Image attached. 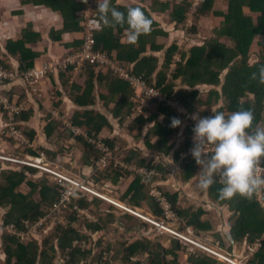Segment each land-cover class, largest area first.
I'll return each instance as SVG.
<instances>
[{
    "label": "trees",
    "instance_id": "obj_1",
    "mask_svg": "<svg viewBox=\"0 0 264 264\" xmlns=\"http://www.w3.org/2000/svg\"><path fill=\"white\" fill-rule=\"evenodd\" d=\"M21 1L23 4L45 6L61 15L62 28L52 29L49 33L53 41H60L64 34L79 33L82 35L86 31L83 13L88 9L89 2L85 4L82 0ZM221 1L228 5L227 10L220 6ZM110 3L121 11H126L125 5L128 4L140 5L153 21L151 31L141 34L135 43L125 44L121 40L123 36H126L127 25L96 28L94 31L96 50L105 53L125 67L131 75L140 77L148 86L161 90L169 98L184 104L191 111L198 112L202 116L212 114L209 109L200 107L202 102L199 100L200 89L198 87L207 86L211 87L210 92L215 97V104H218L222 98L224 100V104L219 105L216 110L228 113L240 107L250 108L253 112V125L264 127V83L251 77V73L257 71L259 65L264 64V0H206L195 14L192 28L189 27L192 7L190 0H179V2L176 0L173 3L161 0L137 2L125 0L117 3V0H110ZM95 6L92 16L99 23ZM246 9L258 14L255 21L246 14ZM168 11L172 12L169 18L170 23H175L177 29L188 28V31L194 34L200 33L198 24L206 17L216 18L221 22L214 28V36L204 39L202 44H193L186 50L180 49L175 42L167 47L165 41L161 40L172 38L173 32L162 27L161 21L157 20L154 15ZM257 37H263L262 41H258L260 51L257 55L259 58L250 64L252 55L249 49ZM41 39L40 34L27 27L19 40L8 42L6 47L8 53L18 58L20 71L30 70L34 60L40 54L27 48L26 45L37 43ZM82 46L83 40L77 39L67 45L69 49L67 53L79 51ZM161 52L165 54L162 56L157 54ZM177 54L181 55V59L177 62V68L172 71L173 60ZM7 61L8 59L0 58V64L11 69L12 65L10 61ZM73 70L70 67L61 72L59 78L63 92L58 91V94L66 93L70 101L75 104L76 109L71 116V123L75 127H80L81 132L78 133L65 127L64 122L61 124L60 120L51 118L45 125L44 132L47 137L55 139L58 150L41 147L51 158H56L58 152L69 153L77 146L82 150L80 163L97 169L98 175L93 177L94 182L106 180L119 182L120 178L125 175V170H121L119 164H114L116 160L114 156L116 158L120 155L122 161L140 167L121 195L122 201L136 207H143L146 203L155 215L164 218L165 213L160 201L150 193L151 184L159 181V188L185 220L183 229H186L188 225H193L198 233L203 231L213 233L211 231L214 227L212 222L203 219L204 214L208 212L204 207H183L179 202V191H174L168 188L167 184L161 183L164 180L159 179L160 175L157 177L156 171H166L167 167L162 162H157L155 158L149 160L142 154L140 146L129 148L126 151L122 150L121 153L115 147L121 141L118 133L115 132L116 127H126L129 132L138 130L136 137H141L145 130L144 146L153 152L155 157L167 154L173 158L174 162L179 161L182 152L188 150L193 144L191 121L187 120L189 125L185 129L186 140L180 142L181 123L185 116L179 114L168 102L155 99L142 105L140 101H135L138 89L134 88L131 82L123 80L112 69L99 68L92 64H86L79 73L80 78H84L83 83L75 81L69 84ZM170 71L173 74L171 81L168 79ZM177 81H181L184 85V88L179 91H177ZM13 96L9 94V99L12 101ZM25 97H27L26 94H23L20 99ZM99 100L106 108L105 111L97 109ZM210 102L212 101H208L207 104ZM111 104L113 106H110ZM138 105L141 107L139 108ZM32 114L33 109H22L16 114L14 121V124L31 140L35 138L36 131L34 127L27 126L26 123ZM162 115L163 118H161ZM173 117L181 121L174 127L171 126ZM112 119L115 121L113 122ZM106 127L109 128V133H104ZM155 138L157 141H154ZM102 142L111 148L114 154L107 159L105 167L97 163L103 155L101 148L98 147ZM22 151L37 153L32 148H24ZM180 163L183 166L186 180H191L199 171V165L192 156ZM261 164L264 165V162ZM3 165H0L2 174L0 208L7 209V211L2 217V226L12 224L17 231L29 232L31 225L39 222L48 214L49 208L57 205L59 208L53 207L55 210L53 219L59 215H64V218L68 219L66 226L59 224L53 232L54 235L45 238L41 244L38 240L23 242L20 236L5 231L2 235L5 264H61L55 261L58 253L65 256L64 264H113L118 261L120 264H180L179 258L182 254L189 253L187 245H184L178 238L173 237L171 243L167 244L162 240L163 235L151 238L149 234H146L131 242L125 240L114 242V245L109 243L110 241L106 243L100 239L98 245L106 243L105 250L107 252L113 250L114 254L111 258L109 254L104 258V251L95 254L93 247L85 249L82 243L91 240L96 232L110 231L111 226H115L116 231L122 228L126 231L137 230L136 224L142 218L114 206L104 208L101 205L102 198L96 195L90 197L89 192L82 189L71 194L64 204L61 202L62 183L49 182L46 177L39 181L29 180L27 178L29 174L35 175L39 171L32 166ZM152 171L155 175L149 178ZM146 176L149 179H145ZM23 182L30 186V190L25 193L19 189ZM220 187L221 184L214 181L208 187V192L216 204L222 207L228 206L233 212L231 238L247 247L259 243L258 250L249 254L247 264H264V189L254 193L251 198L236 195L230 199H219L217 189ZM35 193L39 195L37 200ZM84 208L91 210L97 219L92 221L85 216L79 218L77 211ZM146 223H144V229L148 227ZM77 226L84 227L86 231L78 229ZM217 236L218 239L221 238L222 246L225 247L226 241L218 233ZM248 250L250 252V249ZM142 256H146L147 260H142ZM217 262V259L201 249L189 253V264H217Z\"/></svg>",
    "mask_w": 264,
    "mask_h": 264
},
{
    "label": "rangeland",
    "instance_id": "obj_2",
    "mask_svg": "<svg viewBox=\"0 0 264 264\" xmlns=\"http://www.w3.org/2000/svg\"><path fill=\"white\" fill-rule=\"evenodd\" d=\"M163 2H171L173 3L176 0H161ZM179 2V0H178ZM222 2V1H221ZM95 6V4H94ZM172 6V4H171ZM220 6L223 7V9L228 8V5L225 2H222L220 4ZM92 7V12H93V5L90 4L89 8ZM246 14L251 16L254 21L257 19L258 14H255L253 12H250L248 9L245 10ZM172 12L168 11L167 13H164L163 16L158 17V20L161 21V26L164 27L165 29H169L168 31H172L173 32V36L172 38H168V39H163L161 41H165V44L167 47H170L172 45V43H177V45L180 47V49H188L190 48L193 44H202L203 40L206 38H212L214 36V28L216 26H218L221 22V20L216 19V21H206L205 19L201 20L200 23L198 24L199 29H200V33L199 34H194L188 31V28L186 29H177L176 28V24L175 23H170L169 22V18H170V14ZM163 17V18H162ZM194 17L189 18V22H190V28H192L193 23H194ZM82 35H80L79 37L81 38ZM79 38V39H80ZM82 39V38H81ZM262 38H255V40L253 41V43L250 46L249 49V53L252 55L251 56V60H250V64L253 63L254 61H256L259 58L258 51H260V45H258V41H262ZM226 41V40H223ZM168 49V48H167ZM8 53V50H7ZM158 55H164L161 53H157ZM7 55V54H6ZM5 54H3V57L0 55L1 58H3V60L8 59L9 60V56L7 57ZM12 57V56H11ZM14 58V57H12ZM16 58V57H15ZM18 60V58H16ZM181 59V55L177 54L174 57L173 60V64H172V71L175 70L177 68V62L180 61ZM52 62V61H51ZM54 63V62H52ZM43 67L40 66V69ZM36 68V67H35ZM9 72H13V74L15 75L14 79L11 80H7L4 81L3 83H0V96L4 95L5 97L9 98V94H13L15 95L16 92L14 91L16 88H14V86H12L15 83H23L24 85H26L29 90L31 91V87L28 86V84L26 83V81L22 78L21 74L24 73L25 71H13L12 69H9ZM172 71H170L169 75H168V79L169 81H171V78L173 76ZM51 72L52 71H48L44 76H42V79H40L37 82V85L43 81H47L50 82L51 79ZM71 74V73H70ZM68 74V76L70 75ZM224 77V76H223ZM40 78V77H38ZM38 80V79H37ZM75 81H80L81 83H83L84 78H80V74L79 73H72L70 80H69V84H72ZM177 91L181 90L182 88H184V85L182 84L181 81H177ZM42 84V83H41ZM61 87V86H60ZM42 89L38 90L40 91V96L38 97L40 99L44 100V103L48 105V111L46 110H39L37 111V117H34V119H32V121L36 122L37 118H42L40 121L44 122L47 121V118L49 119H53V118H57V120L61 121V124L65 121H71V116L74 113V103L72 101H68L70 100L67 97V100L65 101L64 98L63 100L61 99L62 97H57L56 91H54L53 89H51V92L49 90H47L46 87L43 88V84L41 86ZM63 89V88H62ZM97 89H99V87L97 86ZM198 89H200V95H199V100H201V104L200 107L201 109H209L211 110H216V108L221 105L224 104V100L222 98V100L218 103L215 104V97L211 95V87H207V86H199ZM221 90V89H219ZM34 93V92H33ZM59 96V95H58ZM13 101L10 100L12 103H17V104H21L23 106V109H29L31 107V101L28 97L23 98L22 100L20 99L19 102H17L18 100H15L14 96H13ZM168 101H172L174 102V99L169 98ZM208 101H212L210 102V104H207ZM102 101L99 100V103L97 104V109H101L102 111H105L106 108L102 105ZM20 105V106H21ZM61 105L64 107L65 111L60 108ZM174 109L177 110V112L179 114H181L183 116V112H179L178 108L172 104H170ZM74 106V107H73ZM110 106H113V104H111ZM76 108V107H75ZM0 109L1 114L3 116V119L6 120V127H3L2 130H0V151L4 150L5 152H7L5 150V145L6 143H8V137H7V133L10 131L9 127H7L8 122H11L9 120V118H7L6 116V110L3 107V104L0 103ZM46 118H45V117ZM49 116V117H48ZM164 116L162 115L161 118H163ZM113 122L115 121L114 119H112ZM188 119L185 117L182 120V127L180 130V135H179V141L183 142L184 140H186L187 138V134L185 133V129L187 127L188 124ZM118 132V137L121 139V141L118 142V144L115 146L117 151H120V153L123 151L128 150L129 148H139L138 146H140L142 148L143 151V155L147 156V158L149 160H151L152 158H155L157 162H162L164 164V166L167 167L165 172H160L159 170H157V177L159 176V179H163L161 183L167 184L168 188H171L172 190L176 191L179 190V202L181 203V205L183 207H190V206H195L196 208H201V207H207L209 206V200L206 199L207 197L209 199H211L209 192H208V188L201 190L198 185H197V181H198V177H199V172L196 173L195 177H193L191 180H186L184 178V173H183V166L180 162H184L186 161V159H183V153L181 154V158L179 161H175L173 160V158L170 155L167 154H161L159 157H155V154H153V152H151L148 148H146L144 146V141H143V136L145 134V130H143L142 136L141 137H136V134L138 133V130H133L131 132H129L127 130L126 127H116L115 128V132ZM23 133V131H21ZM104 133H109V129L106 130ZM24 134V133H23ZM25 135V134H24ZM26 139H24L21 142H17V146H11L12 148V152L11 153H15L13 154H7L6 155H10L14 158H22L25 156V153L22 151V149H29V148H35L34 150H41L40 152H42L44 154V156L42 157V163L46 166H49L51 169L58 171L59 173H62L64 175H67L73 179H77L78 181H81L83 183H85L86 185H88L89 187H91L92 189L103 193L104 196L106 198H110L112 199L113 202H122L124 203L125 206L130 207L134 210H138V212H142V214L144 215H148V217H159L157 215L154 214V212L152 211V209L150 207H148V205L145 203L143 207H136L133 205L128 204L127 202H124L120 199L121 195L124 193V191L126 190V188L129 186L130 182L134 179L136 172L139 171L140 167H136L134 165L128 164L124 161H122L121 156L119 155V157L114 156V154L112 156H114L115 160V165L119 164V168L121 170H125L124 174L119 182L114 183L111 180H106L103 182H94L93 177L98 175L97 169L95 170L94 167L92 168L93 173L91 174L92 177L87 178V176L84 174L83 170V166L82 165H78L76 166V163L74 162L71 166L72 167H68L67 164H69V161H63L60 162L58 160H55V158H51L50 155L41 147V144H37V145H33L32 141H30L28 139V137L25 135ZM117 138V137H116ZM118 139V138H117ZM11 141L14 142L13 139H11ZM154 141H157V138L154 139ZM16 143V142H15ZM121 147V148H120ZM119 148L121 150H119ZM23 154H19L18 151H20ZM15 151V152H14ZM17 151V152H16ZM100 151L103 153V151L100 149ZM26 152V151H25ZM5 154V153H2ZM40 154V153H39ZM46 159V160H45ZM2 163H5L4 160L0 159V165H2ZM66 163V164H65ZM101 167H105L106 164L102 161V160H98L97 162ZM5 164H12V163H5ZM104 164V165H103ZM128 165V166H127ZM67 168V169H66ZM1 169V168H0ZM142 169V168H141ZM69 170V171H68ZM65 172V173H64ZM70 173V174H69ZM73 174V175H72ZM123 174V173H122ZM150 176H153L151 174H149V178ZM43 177H46L49 182H60V178L57 177L54 174L51 173H47L46 171L43 170H39L37 172V174L33 175L32 173L29 174L27 176V178L29 180L32 181H39L41 180ZM164 177V178H162ZM147 176L145 177V179H149ZM2 182V174H1V170H0V183ZM62 184L67 185V182L61 181ZM93 186V187H92ZM152 188L150 190V193L152 194V190H154L155 187H159V181H155L154 183L151 184ZM98 190H97V189ZM20 191L25 193L27 191L30 190V186L26 183L23 182V184L19 187ZM85 190V189H84ZM88 192V191H87ZM36 200L39 198L38 193L34 194ZM90 197H93L94 194L89 193ZM109 196V197H108ZM103 199V198H102ZM119 200V201H118ZM111 200L108 199H103V202L101 203V205L104 208L110 207V206H114L116 208H118L119 210H123L126 212L127 209H125L124 207H121L119 205H116L112 202ZM62 202V201H61ZM66 202H64L65 204ZM211 203L213 205V208L209 207V209L211 211H208L206 214H204L203 219L204 220H210L215 228V230H219L220 228H222L224 230V232L222 233V237L223 239L226 241V247L224 249H220L217 250L219 252H222L223 254H226V256H228L229 254L227 252H229V248L232 247L234 251L239 252L238 254H235L232 252V255H235L233 258L234 260H236L238 262V264H247L248 260H249V256L251 255V253H253L254 251H257L258 248L260 247L259 243H255L256 247L254 249H252V252H249L248 249H250L251 247H247L245 244L242 243H238L237 240H231L230 236L228 235L227 229H229L230 227H232L233 224V212L230 210V208L227 206H223L224 209H220L218 208L219 204H217L218 206H216V202H214V200L211 199ZM56 208H59V205L57 206H53ZM51 207L49 208L48 214L46 216H44L43 218H41L39 220V222H37L36 224H34L33 226L31 225L30 227V231L29 232H25V231H18V233H22L23 237L20 238L23 242H29V241H34V240H38V243L41 244L42 241L51 236L54 235L53 232L56 229V227L60 224L63 226H66L68 224V219L64 218V215H59L58 217H54L53 219V214H55V210L54 208ZM175 209V208H174ZM7 211V209H3L2 207L0 208V264H5V255L3 252V238L2 235L3 233L6 231L5 226H2V217L4 215V213ZM78 216L81 217H86L89 218L90 220L94 221L96 220V216L94 215V213L89 210V209H79L78 211ZM131 213V212H129ZM133 214V213H131ZM164 219V218H162ZM147 222L146 224H148V227L146 229H144V223ZM166 223L173 229H175L177 232H182L185 233L184 230H181L184 228L185 226V220H183V218L180 216L178 217H171V220L166 221ZM43 227V228H41ZM79 227V226H77ZM183 227V228H182ZM188 227V226H187ZM227 227V229H226ZM149 228V230H147ZM189 228H194L195 227L193 225H189ZM78 229L82 230V231H86L84 227H79ZM136 229L134 231H126L124 228L116 231L115 230V226H111V230L108 232L105 231H99L96 232V234L93 235V238L91 240L84 241L82 243V246L86 249L89 247H93L94 248V253H100L101 251H104V258H106V255L109 254V257L111 258L114 254L113 250L110 252H107L106 249V243H112L114 245V242H121L123 240L125 241H133L136 240L139 237L145 236L146 234H149L151 238H157V237H161L162 235L164 236V238L162 237V240H164V242H167L166 240L168 238H170L171 236L163 234V232H166V229H163L161 226H157L152 224L151 222L148 223V221L142 219L140 222H138V224H136ZM115 230V231H114ZM169 232V231H167ZM166 232V233H167ZM205 233L207 234V232H202V234ZM219 234V233H218ZM226 234V236H225ZM218 237V236H217ZM206 238V241H208L209 245H218L217 240L214 241V239L212 238ZM102 239L104 242L102 245H98V241ZM201 240H203L201 238ZM171 240L168 241L167 244H170ZM104 249H103V248ZM253 248V247H252ZM103 249V250H101ZM255 253V252H254ZM250 254V255H249ZM187 255V254H186ZM185 254H182V256L179 258L180 259V264H189L188 263V257ZM146 256H142V260L146 259ZM219 261L225 263V259L223 258H218ZM147 260V259H146ZM55 261L61 264H64L65 262V256L62 255L61 253H58L55 257ZM228 264H231L229 261L226 262ZM113 264H120V261L118 262H114Z\"/></svg>",
    "mask_w": 264,
    "mask_h": 264
},
{
    "label": "clouds",
    "instance_id": "obj_3",
    "mask_svg": "<svg viewBox=\"0 0 264 264\" xmlns=\"http://www.w3.org/2000/svg\"><path fill=\"white\" fill-rule=\"evenodd\" d=\"M82 2L87 4L88 0H82ZM95 5L99 20L97 28L110 25H127L125 35L126 40L129 43H135L141 34H147L151 31L153 21L145 14L140 5H125L126 11H121L114 7L110 3V0H95ZM251 77L258 79L260 83H264V64L259 65L257 71L251 73ZM31 89L37 91V84L35 87H31ZM211 111L212 114L207 116H198L196 113L191 115V119L195 121V124L192 128L193 146L190 148V153L196 164L199 165L197 185L201 190H204L211 186L214 181L219 182L221 184V187L217 189L219 199H230L236 195L251 198L254 193L264 189V175L258 174L257 172L258 166L261 162H264V127L253 125V112L250 108L240 107L228 113L218 110ZM180 123L181 121L179 118L173 117L171 119V126L173 127L179 125ZM7 135L9 140L13 139V137L9 135V132ZM15 142L20 141L15 140ZM39 153L40 152L35 154L25 153V156L20 159H26L28 156H38L40 155ZM0 155L12 157L2 153H0ZM0 159L4 160L5 163L10 162L17 166H32L38 170H43L39 167L24 164L16 160L2 157H0ZM100 194L103 196L94 195L107 199L104 197L103 193ZM133 214L148 221V223L150 222L139 214ZM156 218L163 221L162 218ZM164 220L168 221L171 219L165 218ZM188 227L181 230H184L185 234L197 239L198 241L209 245L206 239L201 240V238L197 236L194 228L188 229ZM167 231V233L163 232V234L169 233V235L174 238H178L184 245H187L189 253H193V251H190L189 248L194 247V252L201 249L209 256H212L217 260H219L218 258H222L208 252V250L201 246L187 242L186 240L176 236L175 233L170 230ZM230 239L232 240V238ZM218 241L220 243H218ZM217 243V246H209L213 247L216 251L223 249L222 241L217 240ZM220 253L226 256V254H223L222 252ZM228 257L234 260L230 254ZM234 261L238 264L236 260ZM226 262L228 261L226 260L225 263Z\"/></svg>",
    "mask_w": 264,
    "mask_h": 264
},
{
    "label": "built area",
    "instance_id": "obj_4",
    "mask_svg": "<svg viewBox=\"0 0 264 264\" xmlns=\"http://www.w3.org/2000/svg\"><path fill=\"white\" fill-rule=\"evenodd\" d=\"M190 1L192 2V7L190 10V18H191V17L195 16L200 5L203 4L206 0H190ZM88 2L91 5L95 4V0H88ZM92 13H93L92 7L91 8L88 7V9L83 13V17L85 19L86 31L81 36V38L83 40L82 49L79 51H76L74 53H68L62 59L58 60L55 63L46 62L43 64V67L41 69H40V67L39 68L36 67V68L30 69L27 72L22 73L21 76L26 81L28 86L35 87L37 82L40 79H42V76H44L49 70L52 72H55L57 70H67L68 68L72 67L75 71L80 73L81 69L86 64H92V65L98 66L99 68L112 69L113 71L118 73V75L123 80L131 82L133 87L138 89L137 93H136V100L135 101H137V102L140 101L142 105L148 104L151 100H155V99H159L160 101L168 102V104H172V105L176 106L178 108L179 112H183V115L189 121H191V123L194 125L195 121L193 119H191V115L193 113H196L198 116H202V115H200L198 112L189 110L187 108V106H185L184 104H182L178 101H174V102L168 101L169 97L167 94L162 93L161 90H159V89H154L153 87L148 86L140 77H136V76L131 75L125 67H123L121 64L117 63L114 59L110 58L105 53L96 50V47H95L96 46V38H95L94 31L97 28V22L94 19V17L92 16ZM38 77H40V78H38ZM14 78H15V75L13 74V72H9V70L4 65L0 64V83H3L4 81L11 80ZM0 103L3 104V107L6 110V116L11 121V122H8V125H7L10 129L9 135L17 141H20V142L23 141L24 139H26L25 135L14 124L16 114L23 109V106L21 104H17L16 102L12 103L9 100V98L5 97L4 95L0 96ZM140 105H138L139 108L141 107ZM64 125L66 127H69L71 129L75 130L78 133L81 132V129L79 127H75L74 125H72L71 121L65 120ZM192 136H193V134H192ZM192 136H191V140L193 143ZM192 146H193V144H192ZM98 147L101 148V150L103 151V155L100 157L99 160H102L106 164L107 159L112 157L113 151L107 145H104L103 142L99 143ZM190 148L188 150H185L182 152L183 153V156H182L183 159H188L190 156H192L190 153ZM43 156H44V154L42 152H40V155H38V156H28L26 159H20V158L7 157V156L0 155V157H2V158L16 160V161L22 162L24 164L39 167V168H41L47 172H51L60 178V184H61V181L67 182L68 183L67 185L61 184L63 186V188H61V191H62L61 201L62 202H65V200L70 198L71 194L75 193L76 191H78L80 189H85L86 191L91 192L93 194L103 196L98 191L92 189L91 187H89L85 183L78 181L77 179H73L67 175L62 174V173H59L58 171L51 169L49 166L44 165L42 163V157ZM257 172H258V174L264 175V165L263 164H260L258 166ZM150 174L155 175L154 171H152ZM152 195L157 197L158 200L160 201V203L164 209V213H165L164 219L165 218L171 219V217H174V218L178 217L179 218L178 212L174 209L173 204L171 203V201L167 198V196L164 194V192L159 187H155L154 190H152ZM259 195H261V193H259ZM114 203H116V202H114ZM116 204L119 205V203H116ZM120 206H122V205H120ZM124 208L130 212H133L135 214H139V215L143 216L145 219L156 224L157 226H161L163 229L172 231L173 233H175L176 236L186 240L187 242H191L193 244L201 246L204 249L208 250V252L213 253L215 255H218L219 257H223L225 260L236 264V262L233 259H231L228 256L222 255L220 252L214 250V248L209 246L208 244L202 243V242L198 241L197 239H195V238H193V237H191L185 233H182L180 231L177 232L175 229L171 228L166 223V221L164 219L162 221L161 219H158L156 217H154V218L148 217L144 214L138 213L137 211H135V210H133L127 206H125ZM5 229L10 234L18 235L21 238L23 237V234L18 233L16 227L12 224L5 226ZM218 243H220V242L218 241ZM252 247L250 248V252H252L251 250L254 249L256 247V245H254ZM189 250L194 252L195 248L190 247Z\"/></svg>",
    "mask_w": 264,
    "mask_h": 264
},
{
    "label": "crops",
    "instance_id": "obj_5",
    "mask_svg": "<svg viewBox=\"0 0 264 264\" xmlns=\"http://www.w3.org/2000/svg\"><path fill=\"white\" fill-rule=\"evenodd\" d=\"M123 1H125V0H117V3H121ZM133 1L137 2L140 0H133ZM163 14L162 13H159V14L156 13L154 15V17L158 20V17L163 16ZM210 20L216 21V18L206 17L205 22L210 21ZM62 26H63V21H62L61 15L58 12L52 11L51 9H49L45 6L34 5V4H29V3L23 4L21 0H0V55L3 57V54H5V55L7 54L6 56L7 57L9 56L8 61H10V64L12 65L11 69L13 71L19 70V66H20L19 61L14 56H12V57H14V58H12L11 55L9 53H7L6 47H7L8 42H10V41L16 42L17 40H19L22 36V32L27 27H29V29L31 31L38 33L42 36V39L39 42L34 43V44L30 43V44L26 45L27 48L32 49L34 52L40 53L39 56L34 60V64H33L32 68H34V67L39 68L40 66H42L46 62L52 61L55 63L58 60L62 59L65 55L68 54L67 52L69 49H68L67 45L72 44L75 40L79 39L80 38L79 36L81 35L79 33L64 34L60 41L51 40V38L49 37L50 31L52 29L60 30L62 28ZM166 30L168 31L169 29H166ZM121 42L125 43V44L128 43L126 40V36H123ZM62 71L63 70H57V71L51 73V77H50L51 81L50 82L43 81L41 83L43 84V88L46 87L47 90L50 89L49 90L50 92H51V89H53L54 91H56L55 95L57 97H62L61 99L63 100V98H64V100L66 101L67 100V97H66L67 94L66 93H62L61 95L58 94V91L63 92L62 85H61L60 78H59ZM73 73H78V72L73 70ZM41 83H39L37 85V91H34L33 89H31V91H30L29 88L21 82L13 84L12 86H14V88H16L14 90L16 92V94L14 95V98H15V100H18L19 98H21V95L26 94V96L31 101V107L29 108V110L33 109V114L30 117V119L27 121L26 125L27 126L30 125L31 127H34L35 131H36L35 138H33L32 140L29 139L30 141L33 142L32 144L37 145L40 143L41 146H43V147H48L52 150H54V149L58 150V147L55 145V141H54L55 139L47 137V135L44 132V127L50 119L47 118V121L42 122V121H40L42 118H40V120H39V118H37L36 122L32 121V119H34V117H37V114H35V113H37V111H39V110L48 111V105L44 103V100L41 99V97H40V99L38 98L40 96V93H39L40 91H38V90L42 89ZM68 101H70V100H68ZM75 107H74V109H76ZM60 108H62L65 111V109L62 105ZM1 111L2 110L0 109V130H2L3 127H6L5 125L7 123L6 120L3 119ZM53 119H57V118H53ZM108 129L109 128L106 127V130H108ZM116 133H118V132L116 131ZM7 142L8 143L4 144L5 147H3V148H5V150L7 152H5L4 150H1L0 153H5V154L7 153V154H13L14 155L15 153H11L13 151L11 149L12 148L11 146H14V145L17 146V142L15 143V140L13 142V141H11V139L10 140L8 139ZM35 148H32V149L34 150ZM22 150H24V149H22ZM40 151L41 150H36V152H40ZM18 152H19V154H23L21 152V150ZM24 153H30V152L26 151ZM32 154H34V153H32ZM81 156H82V150H80L77 146H75L74 149L72 148V150L69 153L58 152L55 160H58L60 162L69 161V164H67L68 167H72L71 165L74 162L76 163V166L82 165L83 170H85L84 174L87 176V178L92 177L91 174L93 173V170H92L93 167L90 165H83L82 163H80L79 160L81 159ZM6 163L10 164V162H6ZM4 165H8V164L4 163ZM11 166L15 167L17 165L12 163ZM179 190L180 189L178 188V191ZM206 199L209 200V202H208L209 206H207V207L205 206L204 208L207 211H211L209 209V207L213 208V205L211 203V199H209L208 197ZM216 206H218V205L216 204ZM224 207H222L220 205L218 206V208H220V209H224ZM226 229H227V227H226ZM230 230H231V227L229 229H227L226 234L228 233V235H229ZM211 231H213V233L208 232L207 234H205V233L202 234V232L198 233L197 230L195 229L197 236H199L203 240L206 239L205 237L212 238V239H214V241L221 240V238L218 239L217 233H219L218 235L222 236V233L224 232V230L222 228H220L219 230H215V228L213 227ZM203 232H207V231H203ZM226 234H225V236H226ZM166 235H168V234H166ZM172 238H173V236L168 238L166 240L167 243L169 240H172ZM225 247H226V245H225ZM225 247L223 246V249ZM232 252L235 254L239 253V252L234 251L231 247V248H229V252H227V253L230 254L232 257H234L235 255H232ZM185 255L189 258L188 253H185ZM217 264H226V263H223V262L218 260Z\"/></svg>",
    "mask_w": 264,
    "mask_h": 264
},
{
    "label": "bare ground",
    "instance_id": "obj_6",
    "mask_svg": "<svg viewBox=\"0 0 264 264\" xmlns=\"http://www.w3.org/2000/svg\"><path fill=\"white\" fill-rule=\"evenodd\" d=\"M46 160V159H45ZM65 173V172H64ZM70 174V173H69ZM73 175V174H72ZM93 187V186H92ZM97 189V188H96ZM98 190V189H97ZM100 193V192H99ZM105 197V196H104ZM109 197V196H108ZM106 198V197H105ZM108 200H111L112 201V199H110V198H107ZM119 201V200H118ZM119 203V205H122V206H124L125 207V205H124V203H120V202H118ZM138 211V210H137ZM142 213V212H141ZM148 216V215H147ZM223 258V257H222Z\"/></svg>",
    "mask_w": 264,
    "mask_h": 264
}]
</instances>
